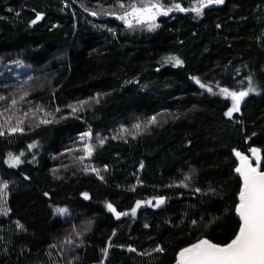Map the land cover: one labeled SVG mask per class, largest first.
Returning <instances> with one entry per match:
<instances>
[{"label": "trees", "instance_id": "16d2710c", "mask_svg": "<svg viewBox=\"0 0 264 264\" xmlns=\"http://www.w3.org/2000/svg\"><path fill=\"white\" fill-rule=\"evenodd\" d=\"M133 3L0 0V264H175L237 235L264 0H144L167 15L128 27ZM221 88L248 92L231 116Z\"/></svg>", "mask_w": 264, "mask_h": 264}, {"label": "snow or ice", "instance_id": "6c2138e0", "mask_svg": "<svg viewBox=\"0 0 264 264\" xmlns=\"http://www.w3.org/2000/svg\"><path fill=\"white\" fill-rule=\"evenodd\" d=\"M209 3H223L224 0H208ZM204 5H201L203 7ZM121 7H124L122 4ZM161 5L159 4H145L141 0V6L130 4L128 11L123 16L119 17L128 23V27H132L129 17L136 18L138 22H142L146 17L154 19L156 15H167L164 11L161 13ZM180 11L185 9L176 5ZM198 14L200 9L193 8ZM96 13H92L95 15ZM42 17L37 14L36 20L32 23L35 24L37 20ZM169 60H175L177 64L182 63L175 57H169ZM199 83V81H197ZM204 87V85H201ZM211 91V88L208 89ZM251 90V89H250ZM221 93L231 97L233 103L232 109L226 113L231 116L233 111H239V103L243 97L248 95L247 91H229L227 88H221ZM15 103V102H13ZM155 118L153 117V122ZM47 122V121H45ZM139 128V125H136ZM13 129L12 131H16ZM22 131V129H20ZM0 135H3L0 132ZM91 151V149H89ZM257 150L252 149L255 153ZM240 156L239 153H237ZM242 167L237 168L236 171L241 173L244 179L243 189L239 194V204L236 211L242 220L241 226L237 235L226 245L214 244L207 239H202L199 242L183 249L180 253V264H264V172L259 171L257 167H252L248 163L246 156H240ZM15 162L19 163V158H15ZM6 188L7 185H4ZM151 203V202H149ZM163 203L162 200L157 202V206ZM136 207H140L137 204ZM110 211L115 212L112 205H108ZM61 214L64 210H58ZM117 213V217H119ZM127 215V213H124ZM133 250L134 249H130ZM162 250V249H157Z\"/></svg>", "mask_w": 264, "mask_h": 264}, {"label": "water", "instance_id": "95a60500", "mask_svg": "<svg viewBox=\"0 0 264 264\" xmlns=\"http://www.w3.org/2000/svg\"><path fill=\"white\" fill-rule=\"evenodd\" d=\"M252 149H256L257 151H256L255 153H253V152H252ZM252 149H251V152H250L249 155H243V154H240V156H246V157L248 158V161H247V162L250 163V164L252 165V167H257L259 171L264 172V169L262 168L263 156H262L261 149H260L259 147H253ZM240 156H238V164H237V166H236V169L242 167V162H241ZM236 169H235V172H236V174H237V175L240 177V179H241V190H240V192H241L242 189H243L244 179H243V176L241 175V173L237 172ZM238 204H239V203H238ZM237 206H238V205H237ZM236 214H237V217L239 218L240 222L242 223V220H241V218L239 217L237 211H236ZM119 218H121V215H119ZM240 226H241V225H240ZM207 240H209V239H207ZM209 241H211V242L214 243V244H218V243H215V242L212 241V240H209ZM198 242H199V241H198ZM196 243H197V242H196ZM229 243H230V242H229ZM194 244H195V243H194ZM192 245H193V244H192ZM218 245L223 246V244H218ZM225 245H226V244H225ZM190 246H191V245H190ZM190 246H188V247H190ZM188 247H186V248H188ZM184 249H185V248H184ZM181 251H182V250H181ZM181 251H180V252H181ZM175 264H180V256H179V254H178V256H177V260H176V263H175Z\"/></svg>", "mask_w": 264, "mask_h": 264}, {"label": "rangeland", "instance_id": "374dc122", "mask_svg": "<svg viewBox=\"0 0 264 264\" xmlns=\"http://www.w3.org/2000/svg\"><path fill=\"white\" fill-rule=\"evenodd\" d=\"M196 81H198V80H196ZM10 159H11V163H14V162H15V158L12 157L11 155H10ZM158 201H160V200H157V201H154V200H153L151 203L157 207V202H158ZM160 204H161V203H160ZM160 204H159V205H160Z\"/></svg>", "mask_w": 264, "mask_h": 264}]
</instances>
